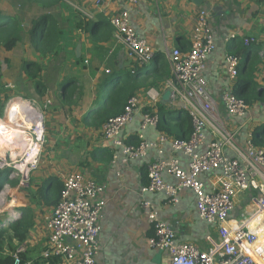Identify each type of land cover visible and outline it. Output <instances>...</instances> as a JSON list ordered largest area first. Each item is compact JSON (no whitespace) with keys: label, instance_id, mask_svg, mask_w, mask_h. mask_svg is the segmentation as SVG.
I'll return each instance as SVG.
<instances>
[{"label":"crops","instance_id":"0c3cea01","mask_svg":"<svg viewBox=\"0 0 264 264\" xmlns=\"http://www.w3.org/2000/svg\"><path fill=\"white\" fill-rule=\"evenodd\" d=\"M73 1L83 6L90 17L77 14L75 20L69 22L68 34L62 40L67 53L64 68L57 73L50 91L47 88L41 97L32 96V100L40 105L50 100L44 110L47 142L39 164L28 175L26 186H18V179H13L12 182L17 183L15 186L11 182L9 191L14 198L21 196L19 200L22 202L13 206L19 212L17 217L25 215L32 220V227L22 244L28 262L41 257L47 237L45 217L58 202L62 180L70 172L81 173L104 187L101 197L106 204L99 220L97 264L168 263L167 252L147 245L152 229L140 207L143 198L171 227L176 241L194 243L201 250L208 249L217 239V228L198 217L191 189L184 188L174 205L161 192L140 195V188L147 183L146 165L158 157L155 150H148L145 157L125 164L120 161L112 163V153L118 149L102 138L104 121L95 116L98 110L108 107L105 94L102 102L96 103L99 88L102 85L109 89L123 86L127 77H141L144 72L135 68L136 73H131L135 63L127 56L124 47L114 40L109 19L121 9L129 10L131 26L153 50L151 68L165 63L169 71L171 49L189 47L195 17L199 9H205L215 42V49L207 57L203 70L207 91L216 103L221 120L236 132V143L244 147L250 141L264 149V0H205L199 6L190 0H136L132 3L129 0H102L99 6L93 4V0ZM87 22H90L88 27ZM228 54L240 56L233 81L227 75L225 57ZM168 77L155 86L138 88L133 95L146 103V91L154 88L160 99L155 107L147 104V109L158 111L159 105L168 109L169 92L164 83ZM43 84L46 86L44 81ZM69 89L73 90L71 100H67ZM230 91L237 92L249 104L245 117H232L226 113L221 96ZM116 111L121 112L122 107ZM139 121L140 114H137L122 129L120 137L133 142ZM160 132L163 131L157 127H148L144 137L154 141ZM205 135L207 141L211 140L208 133ZM162 149V159L176 155L181 167L186 168L185 156L172 153L168 145ZM199 177L205 181V175ZM163 179L170 184L175 180L166 173ZM252 195L255 192L247 190L238 196L229 220L241 219L250 212Z\"/></svg>","mask_w":264,"mask_h":264},{"label":"built area","instance_id":"2783aa9c","mask_svg":"<svg viewBox=\"0 0 264 264\" xmlns=\"http://www.w3.org/2000/svg\"><path fill=\"white\" fill-rule=\"evenodd\" d=\"M101 1L95 0V5L99 6ZM78 11L84 17H90L86 9L79 8ZM129 17V10L121 9L110 17L109 23L114 29V40L124 47L135 63L131 68V73L135 74V68L154 61V53L147 41L135 32ZM189 40L187 49H171L168 57L170 75L164 82L169 92L167 110L177 111L180 107L190 117L192 131L188 137L178 139L160 132L154 141L145 139L144 131L156 127L159 120L158 111L146 107L147 104L155 107L160 99L154 88L146 91V103L137 96L128 97L122 111L102 123L101 136L112 148L118 149L112 153V163L125 164L145 157L148 150L157 152L158 157L146 165L147 183L140 188L141 196L161 192L174 205L179 200V193L189 188L195 195L198 217L216 225L217 239L206 250L194 243L178 242L171 227L143 198L140 207L152 229L147 245L167 252V264H264V149L250 141L244 147L236 143V132L221 120L216 103L207 91L203 70L207 57L215 49V42L207 11L203 8L195 17ZM225 62L228 79L233 81L240 56L228 54ZM221 100L226 113L232 117H245L250 109L249 104L232 91L223 93ZM27 101L34 110L19 116V120L25 119L23 137L7 139L5 143L19 145L20 152L17 156L0 154V203L12 189L13 179H18V186H26L28 175L39 164L47 142L44 110L50 101L46 100L43 105L35 100ZM7 107L6 104L5 110ZM137 114H140V121L134 141L122 139V129ZM206 133L211 140H206ZM164 145H168L172 153L185 156L186 168L181 167L176 155L162 159ZM165 173L175 179L174 183L164 181ZM200 175H205V181ZM247 190L255 192L250 197V212L241 219L229 220L238 196ZM103 193L101 184L81 173L70 172L64 176L59 200L51 214L45 217L47 237L40 255L44 260L54 257L58 264H97L99 220L106 204L101 197ZM22 252L24 246L21 244L13 252L14 264H19Z\"/></svg>","mask_w":264,"mask_h":264},{"label":"trees","instance_id":"16d2710c","mask_svg":"<svg viewBox=\"0 0 264 264\" xmlns=\"http://www.w3.org/2000/svg\"><path fill=\"white\" fill-rule=\"evenodd\" d=\"M30 8H36L37 14L23 15L22 19L17 16L1 15L0 14V49L4 51L12 50L15 45L21 40L25 39L29 45L38 53L48 55L50 53L56 55L59 49V36L62 30L57 26V22L50 14V11L55 10L62 0H20ZM26 8V7H25ZM27 10V9H26ZM25 23V24H24ZM90 26V22L85 23ZM78 27V22L76 23ZM27 65V63H25ZM28 66V65H27ZM0 67V79H1ZM29 81L36 83V92L44 84L36 80V75L28 74ZM169 76L167 64H162L159 67H153L144 72L141 77L134 76L133 78L127 77L123 86L110 88L105 92V99L108 107L98 110L95 116L101 121H106L110 116H115L120 113L116 111L119 106L123 105L128 97L132 96L134 92L140 87L155 86L160 80ZM65 78L64 80H66ZM67 95L71 97L73 90L69 89ZM237 96L238 93L235 92ZM70 104V103H68ZM6 105V104H5ZM0 107V117L3 114L4 107ZM179 116L170 119L168 115L162 117L164 108L158 106L159 120L156 125L159 131L174 136L178 139H185L192 131L190 117L187 113L179 107L177 110ZM0 178V187H1ZM17 182H12L16 185ZM58 191V197H60ZM32 227V220L30 216L21 215L20 217L8 218L0 223V264H14L13 252L15 249L23 244L29 229ZM19 264H58L57 259L54 257L44 260L42 257L33 262H28L24 252L19 254Z\"/></svg>","mask_w":264,"mask_h":264},{"label":"rangeland","instance_id":"374dc122","mask_svg":"<svg viewBox=\"0 0 264 264\" xmlns=\"http://www.w3.org/2000/svg\"><path fill=\"white\" fill-rule=\"evenodd\" d=\"M92 2L95 4L94 0ZM79 8L81 9L84 7L73 0H62L60 5L55 10L50 11V14L57 22V26L60 28V30H62V33L59 36V49L56 55L52 53L48 55H42L36 52L25 39H21L15 45V47L8 52L0 49V67L2 74L0 79V107H3L8 103V101L16 98L32 100V96L41 97L47 88L49 91L52 89L53 85L55 84L54 82L56 77H58L57 73L61 72V70L64 68L63 63L67 59V53L65 48H63L64 46H62L63 37L68 34L67 29L69 27H67V25H69V22L71 24L72 21L75 20L76 15L80 14L78 11ZM36 12V8H30L29 10L27 6H25V4L20 0H0L1 15L17 16L18 18L22 19L21 14L31 16L34 14L36 15ZM79 59L81 60L80 57H78V60ZM25 63H27L28 66ZM151 66L152 64L150 63L149 65L147 64L139 68V70L141 72H146L151 68ZM28 74L36 75V80L42 83L44 81L46 86L44 85L42 88L40 87L38 89L39 91L36 92V83H34V81H32V83L29 81L28 76H26ZM105 89L108 90L109 88H104V85L99 88L98 98L96 101L98 105L103 100V96L106 92L104 91ZM72 96L73 95H71V97ZM71 97H69L67 100H71ZM164 112L168 115V118H176V110L169 111L164 109ZM6 119L13 120L11 118ZM5 143H2L0 140V154L5 153L7 155L10 154L11 156H17V154L20 152V148L18 147L19 145H8ZM20 197V195H16L14 198L10 195V193L5 194V196L2 198V202L0 203V222H4L7 220V218H11L8 217L7 211H16L13 206H17L22 202L19 200Z\"/></svg>","mask_w":264,"mask_h":264},{"label":"bare ground","instance_id":"6f19581e","mask_svg":"<svg viewBox=\"0 0 264 264\" xmlns=\"http://www.w3.org/2000/svg\"><path fill=\"white\" fill-rule=\"evenodd\" d=\"M34 110V107L27 101L20 98H16V100L8 105L5 110L4 119H0V140L2 143H5L7 139H18L19 137H23L22 128L25 127L23 125V121L19 120V116L23 114H29ZM6 118H11L14 120H8ZM27 124V123H25ZM8 216H16L19 214L18 211L10 210L7 211Z\"/></svg>","mask_w":264,"mask_h":264},{"label":"water","instance_id":"95a60500","mask_svg":"<svg viewBox=\"0 0 264 264\" xmlns=\"http://www.w3.org/2000/svg\"><path fill=\"white\" fill-rule=\"evenodd\" d=\"M190 1H191L193 4L199 6V5L203 4L205 0H190ZM78 52H79V49L77 48V49H76V53H78ZM15 100H16V99H13V100L9 101V102L7 103V105H10V104L13 103ZM4 111H5V107H4L3 114L1 115L0 119H4V114H5ZM16 217H17V216H16Z\"/></svg>","mask_w":264,"mask_h":264}]
</instances>
